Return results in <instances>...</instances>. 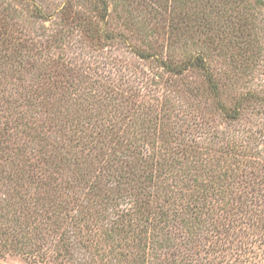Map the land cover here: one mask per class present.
I'll list each match as a JSON object with an SVG mask.
<instances>
[{
	"label": "rangeland",
	"instance_id": "1",
	"mask_svg": "<svg viewBox=\"0 0 264 264\" xmlns=\"http://www.w3.org/2000/svg\"><path fill=\"white\" fill-rule=\"evenodd\" d=\"M159 1L165 16L199 7L197 0ZM63 2L0 0V24L5 22L19 41L15 50L0 46V264H58L49 258L59 249V239L71 245L69 264H148L132 261L136 249L130 237L118 235L121 247L99 263L92 259L95 250L74 242L80 231L91 234L85 225L91 215L120 223V198L128 200L133 194L121 165L106 164L94 148L114 140L135 114L153 109L150 89L139 88L154 73L164 77L156 94L168 91L171 104L157 122L172 132L220 128L223 114L242 95L264 94V6L253 8L248 18L253 33L248 45L236 38L232 23L240 9L219 19L227 27L220 32L227 36L221 43L225 48L211 51L207 59L218 85L215 97L201 71L191 69L182 77L165 74L155 60L137 56L136 50L151 46L168 48L138 0H104L106 16L100 0H70L101 30L95 33L60 12ZM182 46L164 49L161 58L183 59ZM187 46L197 48L191 42ZM241 110L239 122L225 126L224 141L233 143L244 128L263 126L261 105L247 102ZM153 126L154 120L143 122L146 135ZM145 134L142 142L150 139ZM1 229L11 234L4 236ZM171 243L176 253L185 245L181 239ZM190 256L192 264H203ZM156 263L174 262L166 255Z\"/></svg>",
	"mask_w": 264,
	"mask_h": 264
},
{
	"label": "trees",
	"instance_id": "2",
	"mask_svg": "<svg viewBox=\"0 0 264 264\" xmlns=\"http://www.w3.org/2000/svg\"><path fill=\"white\" fill-rule=\"evenodd\" d=\"M100 1L106 16V3ZM181 1L187 4L186 0ZM197 1V10H185L172 17V14L165 16L167 11L159 0H138L159 31L156 33L166 39L168 48L151 46L147 51L136 50L135 53L141 59L155 60L165 74L182 77L191 69L201 71L209 91L217 97L218 85L207 59L211 51L225 48L221 43L227 36L220 32L227 27L221 25L219 19L229 10L240 9L232 23L236 27V38L248 45L253 39L252 22L248 18L253 8L264 6V0ZM38 11L45 14L40 7ZM60 12L69 14L72 21L92 33L101 31L92 18L75 9L70 0L62 3ZM101 33L110 37L104 31ZM181 42L183 59L161 58L164 49L168 52L170 46L177 47ZM189 42L197 48L190 50ZM17 44L19 41L11 37L5 22L1 23L0 46L15 50ZM163 82L160 73L145 77L139 91L150 89L148 94L154 96L150 97L153 109L135 114L120 128L114 140L94 148L95 153L105 157L106 164L121 165L127 186H132L133 194L129 199L120 198L124 212L120 223L105 221L100 214L91 215L85 224L91 234L80 231L79 239L75 238L74 242L95 250L96 254L91 253L94 263L108 261V253L121 247L116 238L119 235L131 238L136 249L131 256L133 262L146 260L148 264H157L159 256L168 255L173 264H192L190 255H194L203 264H264V124L259 123V128H244V135H236L233 143L222 138L227 134L225 126L241 119L243 104L251 102L264 108L263 92L242 95L234 109L223 114L224 124L217 126L220 128L185 131L178 128V132H172L157 122L166 117L165 108L170 104L168 91L165 96L156 94V87ZM146 120H154L147 135L142 127ZM144 134L149 136L148 142H142ZM257 140L262 148L257 146ZM1 231L4 236L11 234L7 229ZM178 239L185 245L176 253L170 249L174 246L171 242ZM56 246L59 249L49 259L69 264L70 243L59 239Z\"/></svg>",
	"mask_w": 264,
	"mask_h": 264
}]
</instances>
